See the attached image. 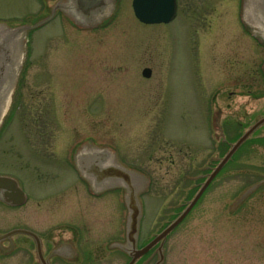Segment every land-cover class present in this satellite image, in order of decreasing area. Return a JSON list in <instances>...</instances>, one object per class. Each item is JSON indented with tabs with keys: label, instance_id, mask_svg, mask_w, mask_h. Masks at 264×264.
<instances>
[{
	"label": "rangeland",
	"instance_id": "obj_1",
	"mask_svg": "<svg viewBox=\"0 0 264 264\" xmlns=\"http://www.w3.org/2000/svg\"><path fill=\"white\" fill-rule=\"evenodd\" d=\"M45 2L0 0V22L31 24L45 13ZM116 3L112 19L97 29H74L57 14L30 31L23 79L13 89L0 127V148L11 146L0 155V172L24 176L29 196L46 203L75 187L77 209L68 202L62 215L46 213L44 220L85 222L93 264L126 263L123 253L105 246L114 230L123 233L126 211L121 193L89 197L71 163L79 147L102 144L150 175L142 197L140 245L196 192L194 183L168 173L195 174L211 157L220 159L233 139L264 116V96L247 95L264 91V48L242 29L240 0H177L175 18L154 26L134 18L131 0ZM143 68H150L149 79L141 76ZM26 84L30 101L24 100ZM38 105L45 111V148L53 152L33 148L22 131L21 110L29 108L23 123L28 133ZM215 114L220 132L212 129ZM36 132H29V139L36 140ZM168 157L176 161L173 167ZM263 178L264 125L167 236L164 264H264V185L234 208ZM68 210L73 211L64 218ZM62 237H69L68 230L62 229ZM156 259L145 256L137 264H155Z\"/></svg>",
	"mask_w": 264,
	"mask_h": 264
},
{
	"label": "water",
	"instance_id": "obj_2",
	"mask_svg": "<svg viewBox=\"0 0 264 264\" xmlns=\"http://www.w3.org/2000/svg\"><path fill=\"white\" fill-rule=\"evenodd\" d=\"M104 1L109 6L104 8ZM115 0H60L52 8L50 15L29 26L24 25L9 28L0 23V123L7 111L11 95L21 68L24 57V38L28 30L41 26L52 18L56 10L62 11L68 19L78 28H92L102 23L109 17L114 9ZM83 5V9L80 8ZM132 8L135 17L145 24L168 23L175 15V0H132ZM241 17L247 30L264 44V0H243ZM143 76L148 77L150 72L143 71ZM264 123V118L256 122L248 129L232 146L231 150L222 159L220 164L214 169L194 199L173 220L158 236L141 249L135 248L138 224L140 218V207L136 202L137 195L142 192L147 184L145 178L139 173L121 166L115 158L114 153L106 146L94 147L84 145L79 147L73 157L74 166L81 177L89 183L93 192H100L109 188H122L124 190V202L127 208L126 219V242L124 246H119L126 251L131 260L128 264H133L140 256L144 255L153 245L161 240L158 252V260L155 264H162V244L165 236L185 217L191 207L197 201L207 184L219 171L222 165L230 157L233 151L248 137L257 127ZM101 174V176H97ZM0 178V184H1ZM264 184V181L249 187L245 193L235 202L240 203L257 186ZM14 192H19L15 188ZM16 195V194H15ZM10 203L20 204L22 196L17 194ZM133 198L132 202L130 198ZM5 199V198H4Z\"/></svg>",
	"mask_w": 264,
	"mask_h": 264
},
{
	"label": "flooded vegetation",
	"instance_id": "obj_3",
	"mask_svg": "<svg viewBox=\"0 0 264 264\" xmlns=\"http://www.w3.org/2000/svg\"><path fill=\"white\" fill-rule=\"evenodd\" d=\"M22 84L24 85L25 83L22 82ZM27 84L23 89L24 100L30 101L33 96L27 92ZM28 109L29 108L27 107L23 108L21 110L22 114L26 115L27 112H29ZM25 115L22 118V131H24L32 147L37 150L53 152L54 150L52 151L45 148V139H43L46 131V126L44 124V107L38 105L35 116L36 119L33 120L35 125L32 128L29 126L28 129L31 131H33V129L37 130L35 134L36 137H34L36 140L29 139L28 133L31 131H28L27 133L24 129L23 123ZM10 147L11 146L1 147L0 155L1 153L4 154L8 152ZM216 158L217 157L215 156L211 157L210 162L204 164L195 174L190 172L183 173L182 171L168 173V176H177V179L179 180L184 178V180L192 182L195 186H198L204 180V176L209 174L212 166L215 165ZM185 159L186 158H184V160ZM168 160L170 162L169 166L173 167L176 164V161L171 160V157H168ZM194 161L195 158L191 160L193 163ZM0 177L6 179L5 183L0 184V196L7 194L12 198L15 195L14 190L9 185L10 180L15 181L17 185L12 182V186L16 187V189L19 187L25 196V202L22 205H13L0 199V264H93V247L90 248V244L88 243H93V241L92 239L89 238V240L87 238L88 227L85 222L80 219L81 223L78 224L77 221H63L60 217L59 221L53 223L52 221L45 222L44 220L46 213H50L52 216L53 213L57 216L62 215L60 210H65L62 207L66 206L68 202V206L72 205L74 210L77 209L74 186H70L69 189L60 192L57 197H54L53 199L50 198L49 201L43 203L41 197L35 199L28 195V191L23 186L26 182L24 176H14L10 172H0ZM68 192H71L70 195L66 194ZM18 193L20 192H16V195ZM101 196L105 195L102 194L93 198H100ZM52 203L54 205L50 206ZM68 211L62 212L64 213V218H66L67 213H70L73 210ZM78 213L79 210L76 212L77 216ZM35 214H42V217L36 218L37 215ZM79 214V217L83 219L85 214L83 212H80ZM42 218L43 220H40ZM47 224H49V226H47ZM62 229L68 230V238L65 239L62 237ZM83 234H85V236H83ZM113 235H115V237L110 238L112 241H121L122 235L120 231L114 230ZM60 245L61 248L58 254L54 253V250H57Z\"/></svg>",
	"mask_w": 264,
	"mask_h": 264
},
{
	"label": "bare ground",
	"instance_id": "obj_4",
	"mask_svg": "<svg viewBox=\"0 0 264 264\" xmlns=\"http://www.w3.org/2000/svg\"><path fill=\"white\" fill-rule=\"evenodd\" d=\"M250 1H251V0H249V2H250ZM114 3H115V2H114ZM107 6H109V4H108L106 1H104V8H106ZM115 7H117V4L114 5V8H115ZM80 8L83 9V5H80ZM131 9H132V13H133L132 0H131ZM112 13H113V12H112ZM239 21L241 22V19H239ZM140 24H142V25H144V26H154V25H161V24L164 25V24H167V23L145 24V23H141V22H140ZM94 27H95V26H93L92 29H94ZM246 33H247V32H246ZM255 40H256L260 45H264V44L261 43L257 38H255ZM261 65H264V60H263V62L261 63ZM142 70H143V69H142ZM142 70H141V71H142ZM141 76H142V75H141ZM150 76H151V75H149L148 77H145V76H142V77L145 78V79H149ZM218 107H219V105L216 106V110L219 109ZM97 176H101V174H99V175H97ZM130 200H131L132 202L135 201V200L133 201V198H132V197L130 198ZM136 202L139 204L138 199H136ZM198 202H199V200H198ZM134 206H135V202H134ZM139 211H140V214H141V210H140V209H139ZM126 214H127V210H126ZM179 215H180V212L178 211V213H177L176 215H174L175 219H176ZM185 218H186V217H184V218H183V219L177 224V226H179V225L185 220ZM141 219H142V218H139V221H141ZM174 228H176V226H175ZM174 230H175V229H174ZM145 245H146V243H144V244L142 245V247H144Z\"/></svg>",
	"mask_w": 264,
	"mask_h": 264
}]
</instances>
